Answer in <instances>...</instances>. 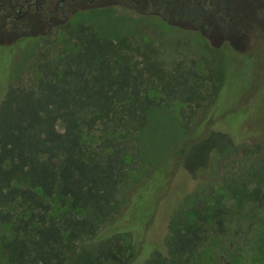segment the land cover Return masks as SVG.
Returning a JSON list of instances; mask_svg holds the SVG:
<instances>
[{"label":"trees","instance_id":"16d2710c","mask_svg":"<svg viewBox=\"0 0 264 264\" xmlns=\"http://www.w3.org/2000/svg\"><path fill=\"white\" fill-rule=\"evenodd\" d=\"M64 26L71 47L38 65L33 86L9 87L0 101V223L13 233L1 245L7 264H134L135 236L124 245L125 230L115 227L119 193L129 183L126 131L172 99L190 109L181 114L186 139L173 151L175 169L197 181L186 200L212 190L234 164L264 176V140L248 144L244 126H220L243 114L220 110L226 85L220 63L204 59L205 76L195 80L181 65L166 71L149 43ZM97 130L108 135L101 148L90 143ZM251 196L264 198L258 189ZM54 197L64 209L56 217ZM217 205L175 210L161 249L153 248L145 264H196L209 234L224 232L225 209Z\"/></svg>","mask_w":264,"mask_h":264},{"label":"rangeland","instance_id":"374dc122","mask_svg":"<svg viewBox=\"0 0 264 264\" xmlns=\"http://www.w3.org/2000/svg\"><path fill=\"white\" fill-rule=\"evenodd\" d=\"M229 2L232 7L228 14L236 30L217 35L211 30L203 31L202 26L166 20L154 11L130 9L131 2L117 0L93 3L80 0L64 13L59 8L54 12L55 5L47 2L43 11L31 8L23 16L22 22L28 27L23 25L21 29L0 16V101L9 87L33 86L39 77L38 65L71 47L73 41L64 31V25L84 24L104 39L126 38L141 47L144 43L151 44L166 71L181 65L182 72L196 73L192 77L195 80L205 76L204 59L213 65L220 63L226 84L220 110L239 109L243 113L236 123L220 126L228 130L244 126L248 144L261 142L264 140V0ZM182 111L190 112V109L182 108L180 101L172 99L149 110L142 127L133 123L126 131L129 183L119 193L122 205L115 223L119 231L125 230L120 236L122 242L128 245L132 235L135 236L140 255L134 264H145L153 248L161 249L169 216L175 210L217 202L218 208L225 209L224 232L209 234L199 249L196 264H264V198L258 202L251 196L255 189L264 196V176L255 175L247 170L248 166L234 164L219 173L212 190L186 200L197 181L173 166V151L186 139ZM53 130L60 136L62 126L58 124ZM107 136L97 130L90 143L101 148ZM51 204L53 215L60 216L64 209L59 198L54 197ZM139 230L140 236L135 234ZM12 238L10 226L0 223V264H7L2 241Z\"/></svg>","mask_w":264,"mask_h":264},{"label":"flooded vegetation","instance_id":"af4514ba","mask_svg":"<svg viewBox=\"0 0 264 264\" xmlns=\"http://www.w3.org/2000/svg\"><path fill=\"white\" fill-rule=\"evenodd\" d=\"M80 0H0V16L6 21H12L14 27L21 29L22 18L34 8L43 11L45 4L55 5L54 12L60 9L61 13L72 4ZM93 3L94 0H86ZM123 3L131 2L130 9H145V12H155L158 16H163L166 20H173L176 23L202 26L203 31H213L215 35L231 33L234 29L233 19L229 18L228 10L232 7L229 0H117ZM6 7V9H5ZM13 11V13H12ZM47 11V10H46ZM49 12V11H48ZM47 13V12H46ZM53 18H49L52 21ZM21 22V23H19Z\"/></svg>","mask_w":264,"mask_h":264}]
</instances>
